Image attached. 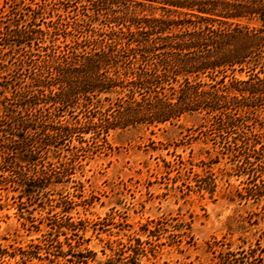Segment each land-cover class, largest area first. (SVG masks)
I'll use <instances>...</instances> for the list:
<instances>
[{
	"label": "rangeland",
	"instance_id": "rangeland-1",
	"mask_svg": "<svg viewBox=\"0 0 264 264\" xmlns=\"http://www.w3.org/2000/svg\"><path fill=\"white\" fill-rule=\"evenodd\" d=\"M193 8L0 0V264H264V47L203 70L152 43Z\"/></svg>",
	"mask_w": 264,
	"mask_h": 264
},
{
	"label": "trees",
	"instance_id": "trees-1",
	"mask_svg": "<svg viewBox=\"0 0 264 264\" xmlns=\"http://www.w3.org/2000/svg\"><path fill=\"white\" fill-rule=\"evenodd\" d=\"M163 3L179 7H195L200 14L193 13L197 20L164 17L147 19V32L154 33L152 43L160 40L163 47L174 54L186 56V49L192 53L190 66L195 69H216L222 65H233L251 61L253 52L264 47V28L250 29L239 21L228 18H241L257 15L264 24V0H160ZM170 10V9H168ZM181 12V11H179ZM226 19H224V18ZM213 22L220 25L215 27ZM177 26V31L171 27ZM106 51L86 55L80 60V67L99 66ZM247 59H249L247 61ZM185 61H187L185 59ZM94 63V64H92Z\"/></svg>",
	"mask_w": 264,
	"mask_h": 264
}]
</instances>
